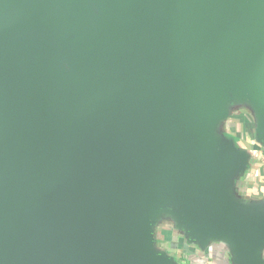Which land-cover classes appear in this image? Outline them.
I'll return each instance as SVG.
<instances>
[{
  "label": "water",
  "instance_id": "95a60500",
  "mask_svg": "<svg viewBox=\"0 0 264 264\" xmlns=\"http://www.w3.org/2000/svg\"><path fill=\"white\" fill-rule=\"evenodd\" d=\"M87 100L75 125L43 118ZM231 104L264 144V0H0V264H174L158 212L263 264Z\"/></svg>",
  "mask_w": 264,
  "mask_h": 264
},
{
  "label": "rangeland",
  "instance_id": "374dc122",
  "mask_svg": "<svg viewBox=\"0 0 264 264\" xmlns=\"http://www.w3.org/2000/svg\"><path fill=\"white\" fill-rule=\"evenodd\" d=\"M88 107L81 112H71L66 102H50L43 108L44 120L60 122L72 126L85 119L97 108V102L87 100ZM230 116L223 120L218 131L238 138V147L248 155L245 172L235 176L236 193L244 202L264 199V144L257 132V121L253 109L246 104H231ZM5 161L0 160V174ZM1 176V175H0ZM1 181V179H0ZM153 236L156 253L167 255L174 264H236L232 246L222 237H213L206 248L197 240L190 241L185 229L179 230L174 218L157 213L153 216ZM264 264V251L262 254Z\"/></svg>",
  "mask_w": 264,
  "mask_h": 264
},
{
  "label": "trees",
  "instance_id": "16d2710c",
  "mask_svg": "<svg viewBox=\"0 0 264 264\" xmlns=\"http://www.w3.org/2000/svg\"><path fill=\"white\" fill-rule=\"evenodd\" d=\"M224 136H225L226 138H229V139L234 140L235 143H236V145L238 146V138H237V137H235V136H233V135H230V134H227V133H224Z\"/></svg>",
  "mask_w": 264,
  "mask_h": 264
}]
</instances>
